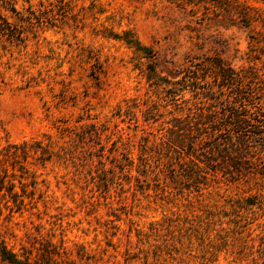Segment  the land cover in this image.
Segmentation results:
<instances>
[{"label": "rangeland", "instance_id": "obj_1", "mask_svg": "<svg viewBox=\"0 0 264 264\" xmlns=\"http://www.w3.org/2000/svg\"><path fill=\"white\" fill-rule=\"evenodd\" d=\"M247 2L264 19V0ZM27 7L36 12L33 31L24 43L0 45V152L40 142L71 158L41 165L33 152L24 161L18 150L20 164L0 156V180L18 195L0 191V242L30 264H251L241 251L247 231L221 245L215 234L227 224L207 232L190 223L218 210L226 222L223 213L264 192V180L231 179L166 142L177 118L211 104L193 83L219 89L217 61L262 68L261 21L244 27L205 0H17L18 11ZM110 33H128L136 46ZM151 69L174 78L154 85ZM91 124L99 134L70 141ZM193 164L207 172L198 189ZM250 221L251 232L258 221Z\"/></svg>", "mask_w": 264, "mask_h": 264}, {"label": "trees", "instance_id": "obj_2", "mask_svg": "<svg viewBox=\"0 0 264 264\" xmlns=\"http://www.w3.org/2000/svg\"><path fill=\"white\" fill-rule=\"evenodd\" d=\"M205 1L214 3L218 8L225 10L227 15L235 17L234 20H239L244 27H251L252 23L256 21H261L264 25V19L259 14L260 9L249 4L247 0ZM16 2L17 0H1L0 45L3 42L24 43L27 32H32L35 27L32 19H36V12L31 7L18 11L15 8ZM108 36L115 40H122L130 47L136 46V42L128 37V33H123V36L110 33ZM148 53V49H144V54ZM213 68L214 82L216 81L219 89L213 91V87H208L204 88L206 91H197L196 86H199L200 83L198 81L193 83V92L196 93L194 95L212 100L211 104L205 109H198L199 113L194 116L187 114L185 118H177L170 130V138L166 144L171 150L185 151L189 159L195 157L198 160L197 156L203 157L208 161L206 167L209 166L211 170H214L217 166L223 175H229L231 179L247 175L254 179L264 180V64L261 69L249 66L237 71L225 67L223 63L217 61ZM151 70L156 76L157 82H154V85H159L160 81L169 84V80L174 78L171 71H167L168 78H166L160 77L155 69ZM147 78L152 80L149 75ZM170 93L172 98H175L176 93ZM149 111H147L145 120H149L148 117L152 118L153 116ZM88 129H90L89 133L83 131L74 133L73 136H70V141L76 144L81 139L86 140L87 135L92 137L93 134L95 136L99 134L100 128L94 124L89 125ZM117 144L113 143L112 154L117 152L119 148ZM18 150L26 155L23 158L24 161L27 159V154L33 152L36 155L34 159L41 165L51 162L54 156L62 164L67 165L71 158L66 148L60 147L56 152H52L48 146H42L40 142L33 144L23 142L20 145L9 146L5 154L0 152V156L6 155L15 159V163L20 164L16 160ZM99 156L102 158V155ZM126 156L123 154V160H128ZM91 158L92 156L90 159L81 160V164L88 162ZM75 162L73 161L72 164L78 165ZM100 164L102 166L103 163L100 162ZM193 166L194 169L191 173L195 176L194 186L198 189L200 184H204L200 179H206L204 176L207 175V172H204L196 164ZM120 168L122 169V167ZM3 188H6L7 192L14 197V201H18V195L13 191L12 182L9 181L6 186L4 180H0V191ZM260 190L257 189L250 197L236 201L228 213H223L226 222L217 220L222 211H204V216L197 217L196 224L190 223L191 228L211 232L216 229V226L227 224V227H220L219 232L215 234V238L221 245H225L229 238L235 241L236 235L247 231L246 241L242 243L244 249L241 251L248 250L247 254L251 257V264H264V192ZM248 215L255 217L251 218ZM260 219L262 222H259ZM250 220L258 221L256 228L251 229V232L248 227L252 224ZM256 230H260V232L255 237H251ZM247 238H250V241L257 240V244L248 245ZM244 254L242 253V255ZM0 259L8 264H30L28 259H18L2 242H0Z\"/></svg>", "mask_w": 264, "mask_h": 264}]
</instances>
